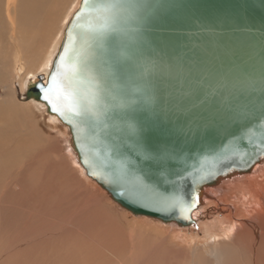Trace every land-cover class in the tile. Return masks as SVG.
Returning <instances> with one entry per match:
<instances>
[{"label":"bare ground","instance_id":"6f19581e","mask_svg":"<svg viewBox=\"0 0 264 264\" xmlns=\"http://www.w3.org/2000/svg\"><path fill=\"white\" fill-rule=\"evenodd\" d=\"M73 3L74 0H0V87L23 71L19 89L25 99L15 101L14 89L8 86L4 88L7 97H0V264H157L159 259L172 264L175 258L187 259L186 264H264V165L203 193L204 206L218 194H242L246 198L242 203L254 204L245 210L246 216L252 214L237 220V207H228L227 216L217 220L227 225L234 222V231L226 236L216 234L203 245L188 242L185 251L163 245V241L162 246L139 251L134 242L142 236L132 229L125 234V222L118 212L125 210L103 190L115 205L118 217H111L94 198L81 202L72 215L56 218L59 208L58 201L53 204L58 196L54 179L58 175L60 182L68 186L71 176L67 167L78 165L67 146L65 129L44 112L42 104L24 95L31 80L48 72L74 12ZM19 60L28 64L27 70L20 68ZM37 60L38 66L31 72ZM53 139L65 145L66 157L62 158L68 163L57 155ZM81 173L85 174L82 169ZM204 206L193 212L195 224L170 223L181 230L197 227L198 217H204Z\"/></svg>","mask_w":264,"mask_h":264},{"label":"water","instance_id":"95a60500","mask_svg":"<svg viewBox=\"0 0 264 264\" xmlns=\"http://www.w3.org/2000/svg\"><path fill=\"white\" fill-rule=\"evenodd\" d=\"M195 43L217 64L245 62L259 72L264 68V0H87V7L85 0H79L65 25L48 72L31 80L24 95L42 104L44 112L65 129L67 146L85 176L133 216L153 218L165 224H195L192 214L204 206L202 199L206 190L264 165V161H260L250 169L230 172L223 164L213 167L215 148L208 147L207 142L198 137L190 143H182L170 125L160 124L150 131L149 139L173 146L186 163L172 165L168 179L173 183L164 184L155 171L149 182L156 183L161 191L177 193L180 202L175 207L162 208L158 203L140 200L134 209L128 202L113 198L109 189L90 175L92 170L99 172L95 155L99 145L92 137L97 135L94 125L100 121L93 113L101 114V120L111 126L128 120L137 109L144 112L137 92L143 87L142 74L146 78L147 72L156 65L187 57ZM65 46L69 49L67 54ZM62 55L65 61L58 75L60 88L53 98L65 111V116L52 112L43 97L37 99L35 94L39 85L50 86ZM73 68L77 69L76 75ZM65 95H70L71 99L66 100ZM70 103L81 115L68 111ZM207 140L219 143V138L211 135ZM185 167L192 175L176 183L177 173ZM209 172L216 175L202 180L201 176ZM193 190L198 197L195 204Z\"/></svg>","mask_w":264,"mask_h":264},{"label":"snow or ice","instance_id":"6c2138e0","mask_svg":"<svg viewBox=\"0 0 264 264\" xmlns=\"http://www.w3.org/2000/svg\"><path fill=\"white\" fill-rule=\"evenodd\" d=\"M64 51L65 54L69 51L67 46ZM189 51L187 57L156 65L146 78L142 74L143 87L137 92L144 112L137 109L128 120L111 126L101 120V114L93 113L100 121L94 125L97 135L92 137L99 145L95 153L99 172L92 170L90 175L106 186L113 198L128 202L134 209L140 200L158 203L162 208H172L180 202L177 193L161 191L156 183L149 182L155 171L164 184L173 183L168 179L172 165L186 163L173 146L149 139L150 131L160 124L170 125L182 143L198 137L208 147L215 148L213 167L223 164L229 172L244 171L264 161V68L257 72L245 62L217 64L207 57L199 43L193 44ZM64 61L62 55L50 86L39 85L35 93L37 99L42 96L51 111L61 116H65V111L53 95L60 88L58 75ZM76 73L77 69L73 68V75ZM64 98L71 99L70 95ZM68 111L81 115L71 103ZM209 135L219 138V143L208 141ZM205 162L206 158L201 161V169ZM190 167L200 171L195 165ZM177 175L179 179L175 182L179 183L192 173L185 167ZM214 175L216 172H209L201 179ZM197 201L193 190V204Z\"/></svg>","mask_w":264,"mask_h":264},{"label":"rangeland","instance_id":"374dc122","mask_svg":"<svg viewBox=\"0 0 264 264\" xmlns=\"http://www.w3.org/2000/svg\"><path fill=\"white\" fill-rule=\"evenodd\" d=\"M78 2L79 0H74V3L71 6L72 12L75 11V9L77 8ZM12 54L13 53H11V55ZM7 60L10 62L12 58L7 59ZM39 61L40 60H37L35 64L37 62L39 63ZM18 62H19L18 65H20L21 69L23 68V66L25 70L28 69V64L26 63L24 64L22 60H19ZM38 63L36 64V66H34L35 64L32 65L31 66L32 68L30 67L31 72L35 71V69L38 66ZM22 77H23V71L18 72V76L15 77L14 80H12V77H10L8 81L6 82V84L5 83L2 84L3 88L0 87V97L1 98L7 97L8 93L6 90H4V88L5 86L6 87L8 86L9 88L13 87L14 89L13 95H14L15 101L16 100L25 101V99L22 98L23 93H20V89H19L20 88L19 81L20 79H22ZM12 83H13V86H12ZM26 101H29V100H26ZM53 144L54 145L56 144L58 148L57 155L58 156L60 155L61 157L60 156L59 157L64 161L65 159L63 158L66 157L65 149H64L65 145L63 143L61 144L57 139H53ZM65 162H67V160H65ZM67 169L71 176V178L70 177L68 178L69 181H67V183L69 182L68 186L64 182H60L58 175L54 179V184L58 189V196H55L54 198L55 200H53V204L56 203V201H58L56 207L59 208L56 213V218L60 219V217L63 216L64 214L72 215L74 212H76L77 208L81 206V202L85 200L89 201L90 199L96 198L99 201L98 204H100V206L103 207L107 212H110L111 217L113 216V214L116 217H118V212L122 215V219L125 222V225L123 228L125 231V234L128 235L130 232V229H132L133 231H136L139 236H142V238L140 237L138 238V241L136 240L134 242L136 248L139 249V251L141 248L143 250H147V248L151 250L153 247L157 245L162 246L161 245L162 241L164 243L163 245L171 246L175 250L184 249L183 251L188 249L189 247L187 244L188 242L192 244L195 243L194 246L207 244L212 239V237L216 234L221 235V236H226L229 233H232L234 231L235 229L234 222L232 224V221H231L229 222V225H227L226 222L217 220V218L220 219L221 216L223 217L224 215L227 216L226 211H228L227 210L228 207H231V208L237 207V210H239L238 212H240L237 216V220H242V221L245 220L246 218H250L252 214L250 213V216H246L247 215L245 211L246 208L254 207L253 203L247 202V204H245L246 198L242 197V194L228 193L225 195L223 194L222 196L221 195L219 196L218 194V196L213 197V199H210L206 203V205L201 209V213H203L202 215L204 217H201V218L198 217L199 224L197 225V227L186 228L185 230H181V228H177L173 226V224L171 223L165 224V223H161L159 221L145 218V217H135L121 210L120 211L118 210L117 212V210L115 209V205L108 199L107 196H105L104 192L95 183L91 182L85 176V174L81 173V169L78 166L71 165L67 167ZM63 183H64V186H63ZM222 198H223V201H222ZM242 202H245V203H242ZM84 211L83 212L79 211L78 213L82 214L84 213ZM78 217L79 216H77L76 218ZM205 227L207 228L205 229ZM177 235H180V237H178ZM125 257L127 256L124 255L123 258ZM182 260L183 261L185 260L186 262H188L187 259L175 258V260L171 261V263L172 264L173 263L174 264H179V263L186 264V262L185 261L183 262ZM157 264H170V262L167 261V259L166 261L159 259V262Z\"/></svg>","mask_w":264,"mask_h":264}]
</instances>
